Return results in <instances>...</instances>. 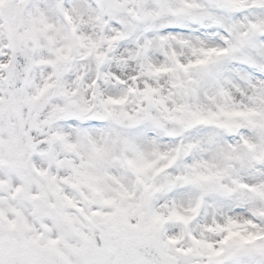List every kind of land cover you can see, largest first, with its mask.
<instances>
[{
    "label": "snow or ice",
    "instance_id": "1",
    "mask_svg": "<svg viewBox=\"0 0 264 264\" xmlns=\"http://www.w3.org/2000/svg\"><path fill=\"white\" fill-rule=\"evenodd\" d=\"M0 264H264V0H0Z\"/></svg>",
    "mask_w": 264,
    "mask_h": 264
}]
</instances>
